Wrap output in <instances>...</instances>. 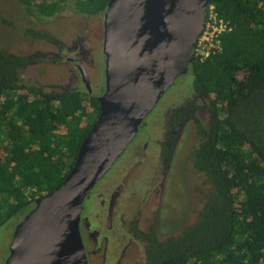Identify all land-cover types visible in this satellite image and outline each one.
Masks as SVG:
<instances>
[{
	"label": "trees",
	"instance_id": "obj_1",
	"mask_svg": "<svg viewBox=\"0 0 264 264\" xmlns=\"http://www.w3.org/2000/svg\"><path fill=\"white\" fill-rule=\"evenodd\" d=\"M19 1L42 18L67 2ZM108 1L73 7L102 13ZM210 7L227 30L218 49L189 66L210 106L211 126L193 155L210 189L192 225L176 239L153 241L148 264H264V0H208ZM18 68L20 59L0 49V228L21 222L64 182L100 111L79 92L46 95L19 85Z\"/></svg>",
	"mask_w": 264,
	"mask_h": 264
},
{
	"label": "flooded vegetation",
	"instance_id": "obj_2",
	"mask_svg": "<svg viewBox=\"0 0 264 264\" xmlns=\"http://www.w3.org/2000/svg\"><path fill=\"white\" fill-rule=\"evenodd\" d=\"M104 12L73 8L67 17L63 10L45 18L53 27H18L22 41L4 50L20 59L18 84L97 100L104 92ZM176 80L83 202L80 235L88 264H148L153 241L171 240L179 226L189 225L187 206L193 221L203 207L210 186L193 155L201 130L211 126H203L211 122L209 101L192 82L178 86Z\"/></svg>",
	"mask_w": 264,
	"mask_h": 264
},
{
	"label": "water",
	"instance_id": "obj_3",
	"mask_svg": "<svg viewBox=\"0 0 264 264\" xmlns=\"http://www.w3.org/2000/svg\"><path fill=\"white\" fill-rule=\"evenodd\" d=\"M207 9L208 0L108 1L99 115L64 182L16 226L5 264H88L80 235L83 202L165 92L188 73ZM187 227L179 226L173 239Z\"/></svg>",
	"mask_w": 264,
	"mask_h": 264
},
{
	"label": "rangeland",
	"instance_id": "obj_4",
	"mask_svg": "<svg viewBox=\"0 0 264 264\" xmlns=\"http://www.w3.org/2000/svg\"><path fill=\"white\" fill-rule=\"evenodd\" d=\"M73 1L75 0H67L63 8L65 13L61 16L67 17L70 15V12L72 13L74 8ZM26 23L30 25L28 28L53 27V25H51L53 20L40 17L31 6H21L19 0H0V49L6 50L10 48L9 51H13L15 45L22 41L20 32H18V27H22L23 24ZM191 76L192 75L188 72L186 76L184 75L179 79L177 78L178 80H176L175 85L179 86V84L191 83ZM98 93L100 94V90H98ZM187 208L188 213L185 219L187 221L191 220L192 222L195 217L192 214V206L189 205ZM175 209L177 210V208ZM18 223L19 222L15 219V221L7 222L0 228V264H5L8 258L9 245Z\"/></svg>",
	"mask_w": 264,
	"mask_h": 264
},
{
	"label": "built area",
	"instance_id": "obj_5",
	"mask_svg": "<svg viewBox=\"0 0 264 264\" xmlns=\"http://www.w3.org/2000/svg\"><path fill=\"white\" fill-rule=\"evenodd\" d=\"M208 10V9H207ZM212 7L209 8L208 17L204 25V30L193 48L194 57L200 60H205L209 57L212 51L219 48V36L221 33L227 30L226 24L221 20H218L214 14H212Z\"/></svg>",
	"mask_w": 264,
	"mask_h": 264
}]
</instances>
